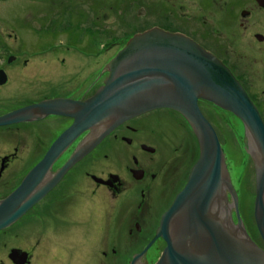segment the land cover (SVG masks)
<instances>
[{"label": "water", "instance_id": "95a60500", "mask_svg": "<svg viewBox=\"0 0 264 264\" xmlns=\"http://www.w3.org/2000/svg\"><path fill=\"white\" fill-rule=\"evenodd\" d=\"M105 68L102 84L86 99H43L0 116V125L49 114L72 119L20 185L0 200V230L24 215L116 126L143 112L167 108L185 118L199 155L162 213L155 235L131 264L158 237L165 246L154 264H264V248L252 240L240 216L216 130L199 106V100H205L230 111L259 144L253 214L264 242V124L229 67L188 36L151 27L130 36ZM4 76L0 70V84ZM83 133L64 165L50 174L54 161ZM27 256L18 248L9 253L15 264L25 263Z\"/></svg>", "mask_w": 264, "mask_h": 264}, {"label": "rangeland", "instance_id": "374dc122", "mask_svg": "<svg viewBox=\"0 0 264 264\" xmlns=\"http://www.w3.org/2000/svg\"><path fill=\"white\" fill-rule=\"evenodd\" d=\"M141 4V0H0V66L9 74L7 83L0 86V113L28 101H37L54 95L74 97H80L85 93L92 95L107 75L105 68L107 62L130 36L154 24L170 26L169 29L174 28L175 25L169 22L168 14L163 12L158 15L154 13L155 10H151V5L145 2V8L142 9ZM11 55H15L14 61L8 63L7 57ZM228 62L233 64L234 60ZM231 67L234 70L232 65ZM92 85L94 87L90 88ZM199 106L216 130L223 148L229 175L237 192L239 213L244 226L252 240L264 247L253 218L254 176L247 153L248 139L244 126L230 111L205 100H199ZM160 110L162 111H155L152 114H168L184 124L178 129L177 137H172L176 141L173 147L180 145L176 153H181L188 143V148L191 149L188 154H192L196 159L199 154L198 143L188 123L175 111ZM70 122L68 118L51 116L27 125L25 127L27 134L22 132L24 135L21 143L19 129H16L17 134L13 143L18 146V157L14 161L17 181L24 171L43 155L53 137L69 126ZM43 128H46L42 137L44 144L42 143L37 149L36 133L42 134ZM7 139L4 133L0 132V151L11 150ZM67 156L68 152L56 162L54 167L60 166ZM91 158L89 156L83 164L89 163ZM10 170H13V167ZM10 170L6 171L2 178L8 177ZM9 189L0 191V196H4ZM84 204L75 211L76 217L71 218L72 220L85 215ZM167 206L156 205L153 209L154 215L148 214L154 228L158 223L160 212ZM47 207L51 209L48 216L44 217L43 212L48 210ZM57 209L58 206L47 205L46 200L41 201L29 212L31 214L34 210L36 213L39 212L41 215L39 219L36 217L32 220V216L28 215L11 227L0 231V264H10L6 255L11 247L31 250L33 254L31 264H43V262L62 264L61 260H67L77 246L85 245L81 242L83 237L79 241L80 232L76 233L72 240L77 246L67 247L72 251L67 250L65 253L62 249V246H65L63 242L65 231L55 234L59 242L58 246L51 231L52 242L43 247L41 231L48 226L50 229L52 224L62 222L61 213ZM109 212L101 221L96 220L97 224L93 231L95 243L87 254L89 257L85 259L81 250L74 252L73 257L78 261L77 264H127L133 252L138 251L143 245L144 242L137 248H130L125 252L123 245L128 237H121L120 240L123 241H118L115 236L111 235V237L109 234L105 236L103 230L106 226L110 229H116L118 225H122L123 228L128 227L126 220L119 222L114 219L115 210L111 211V216H108ZM232 215L236 222L233 210ZM97 216L98 214L95 218ZM87 217L93 218V216ZM109 217L111 221L107 225ZM60 228L63 226L61 225ZM163 246L162 241L156 242L146 254V260L150 263L155 262ZM112 247L117 248V254L111 252ZM102 250L106 251V255L101 253ZM64 255L66 257H63ZM50 256H53V260Z\"/></svg>", "mask_w": 264, "mask_h": 264}, {"label": "flooded vegetation", "instance_id": "af4514ba", "mask_svg": "<svg viewBox=\"0 0 264 264\" xmlns=\"http://www.w3.org/2000/svg\"><path fill=\"white\" fill-rule=\"evenodd\" d=\"M145 2L151 5V10H155L154 13L158 15L163 12L168 14L169 22L175 25L172 29H169L170 26L161 24H154L149 28L159 27L167 31L182 33L219 58L229 67L239 81L250 100L256 106L264 124V0H141L142 9L145 8ZM14 57L15 55L8 56L6 61L11 63L14 61ZM232 59L234 63L230 64L228 61ZM24 61L26 62L27 60L25 59ZM0 70L5 75V81L0 84L2 86L9 80V74L2 66H0ZM93 87L94 85L90 88ZM89 96L85 93L80 97L71 95L45 97L37 101H28L8 111L1 112L0 116L43 99L63 97L78 100L86 99ZM158 109L138 114L116 126L88 154L69 167L58 182L14 223L28 215H30L29 217L32 216V220L36 217L39 219L41 216L39 212L36 213L35 210L32 214L29 212L35 205L46 200L47 205L59 207L57 210L61 213L60 221L62 222H58L55 225L52 224L50 229L48 226L41 231L43 247L47 243L52 242L53 237L55 240L53 241L58 246L59 242H57L55 234L65 231L63 234L65 246H62V249L65 253H67V250L71 252L72 250L67 247L77 246L72 239L76 236V233L80 232V234L90 239L88 245H84L87 254H89L95 243L93 231L96 227L95 224H97L96 220L101 221L102 217L104 218L109 211L110 214L108 216H111V211L115 210L114 219L116 218L119 222L126 220L128 227L123 228L122 225H118L119 227H115L116 229H110L109 226H106L103 230L104 235L115 236L118 241H123L120 240L121 237H128L129 239H125L126 243L123 245L125 252L130 248H137L138 245L144 242L141 248L138 251H134L131 259L127 261V264H131L133 256L142 252L155 235L162 213L170 206L175 195L184 186L188 174L198 158L197 156L194 159L192 154H188V151H191L188 148V143H186L187 146L181 153H176L180 145L176 148L173 147L176 145V141L172 137H177L178 129L184 124L176 117L168 114H152L155 111H162L160 109L171 110L167 108ZM51 116L68 118L72 122L70 117L49 114L34 120H23L0 125V132L4 133V136L8 138L9 145H11V150H7V152L0 151L3 152L0 153V191L10 188L4 196H0V200L20 185L26 174L44 156L51 143L65 128L53 137L49 145L47 144L48 147L43 155L24 171L19 181H17V177L14 174L16 166L14 161L18 157V146L13 143L17 134L16 129H19V142L21 143L23 142V135L26 133L27 129L25 127L27 125L43 121ZM237 118L240 120L239 117ZM45 132L46 128H43L42 134L36 133L38 140L37 149L42 146V137ZM85 134L83 133L75 139L54 161L50 167V174H53L64 165ZM246 136L248 139L247 153L253 167L254 176V210L256 196L255 164L260 159V149L259 144L251 135L248 137L246 133ZM66 152H68V156L60 166L55 168L56 162ZM89 156L92 157L89 163L83 164ZM12 167L13 170H10ZM7 169L10 170L9 176L2 178L3 174L8 171ZM83 203H85V215L72 220L73 217H76L74 215L75 211L80 206H83ZM162 204L168 206L160 212L158 223L154 228L148 214L154 215V207ZM47 209L46 212H43L44 217L48 216L51 208L47 207ZM96 213L99 218L98 216L95 218ZM65 216L67 218L64 219L63 217ZM87 216H93V218L88 219ZM81 221H83L82 228L80 226ZM110 221L109 217L107 225L110 224ZM11 225L8 227H11ZM61 225L63 228H60ZM8 227L0 231H4ZM51 231L53 237L50 235ZM158 241H162L165 246V242L160 237L156 238L134 263L154 264V261L150 263L146 260V254ZM256 243L258 244V242ZM259 246L264 248L261 245ZM12 248L26 251L28 256L26 262L22 264H31L33 257L31 250L21 247H11L10 250ZM73 251L78 252L79 247L77 246L76 250ZM74 252L69 254L67 260H61L62 264H77L78 261H75L73 257ZM111 252L117 254V248L112 247ZM9 253L10 251L6 255L8 261L10 264H15L9 257ZM101 253L106 255L104 250ZM87 256L89 257V255H86L85 259ZM63 257H66V255Z\"/></svg>", "mask_w": 264, "mask_h": 264}, {"label": "bare ground", "instance_id": "6f19581e", "mask_svg": "<svg viewBox=\"0 0 264 264\" xmlns=\"http://www.w3.org/2000/svg\"><path fill=\"white\" fill-rule=\"evenodd\" d=\"M96 215H97V213H96ZM79 236H80V237H79V241H80V239L83 237V238H82L83 240H81V242H83L84 244L88 245L90 239H89L88 237H86L85 235H83V234H80ZM91 242H92V239H91ZM81 246H82V248H81ZM81 246H79V247H80L79 250L82 251V255H83V257L85 258L86 255H87L86 248L84 247V245H81ZM52 257H53V256H50V258L53 260ZM45 258H46V262H47V260H48L47 256H46ZM77 259H79V256H77ZM43 264H45V262H43Z\"/></svg>", "mask_w": 264, "mask_h": 264}]
</instances>
